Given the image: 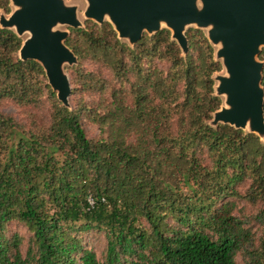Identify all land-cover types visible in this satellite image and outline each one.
<instances>
[{"label":"trees","instance_id":"16d2710c","mask_svg":"<svg viewBox=\"0 0 264 264\" xmlns=\"http://www.w3.org/2000/svg\"><path fill=\"white\" fill-rule=\"evenodd\" d=\"M185 35L186 57L166 29L133 47L107 22L69 29L70 109L37 62L20 61L21 38L0 28V264H238L253 242L235 200L257 210L249 264H264V140L209 125L222 66L202 31ZM13 227L28 234L24 254ZM92 234L101 257L87 247Z\"/></svg>","mask_w":264,"mask_h":264},{"label":"water","instance_id":"95a60500","mask_svg":"<svg viewBox=\"0 0 264 264\" xmlns=\"http://www.w3.org/2000/svg\"><path fill=\"white\" fill-rule=\"evenodd\" d=\"M83 17L97 25L109 22L119 40L130 47L147 34L162 29L171 33L184 57L188 55L186 27L207 30L206 38L218 46L215 60L225 75H216L215 95L224 97L209 125H228L248 130L264 140V90L261 87L264 63L258 60L264 48V0H84ZM11 15L0 14V28L13 30L18 37L28 34L19 50L20 61H35L46 75L58 101L66 108L71 95L64 65L74 66L77 57L65 45L68 31L82 28L78 6L64 0H10ZM108 20V21H106Z\"/></svg>","mask_w":264,"mask_h":264},{"label":"rangeland","instance_id":"374dc122","mask_svg":"<svg viewBox=\"0 0 264 264\" xmlns=\"http://www.w3.org/2000/svg\"><path fill=\"white\" fill-rule=\"evenodd\" d=\"M65 4L70 6V5H76L78 6V18L79 21L82 23V25L84 26V22H87L84 17H83V12L85 10L86 7V3L84 0H64ZM10 10L11 13L14 12L15 7L10 3ZM11 13L9 15H11ZM1 14V13H0ZM5 17H8L9 15L4 14ZM108 21V20H106ZM92 22V21H91ZM109 23V22H107ZM83 28V27H82ZM59 30L62 31H68L69 29L66 26H60L58 27ZM190 29H196V27L194 25L188 26L186 27L185 30V34L187 33V31H189ZM14 32V29L11 30ZM202 31L205 36L207 34V30L203 29L200 30ZM15 33V32H14ZM147 35V34H145ZM144 35V36H145ZM148 36V35H147ZM22 41H25V39L28 38V34H24L21 37ZM124 41L128 44V41L126 40H121ZM129 45V44H128ZM212 46V45H211ZM215 51L218 49V46H212ZM214 58H215V54H214ZM78 60V59H77ZM221 64V61H218ZM78 65V61L77 64L74 66H69L67 64L64 65V72L67 75L69 82H70V88H72L73 86L71 85V74H70V70L73 69L74 67H76ZM222 66V65H221ZM85 67L89 70L94 69L93 66H91L90 64H85ZM216 75L222 76L225 75V70L222 67V71L219 73H216L213 76V80L214 77ZM215 87L217 86V81H215ZM215 87H214V91H215ZM222 100V106H224V97H219ZM75 105V101L72 98V96L69 97V106L70 109L74 108ZM1 111L6 113V114H12L17 120L19 121H23V117L21 115V113L19 112L18 108L15 107L12 103L10 102H4L2 107H1ZM84 124V130L85 133L87 134V136L89 138H93L96 137L98 134V130L96 128V126H94L93 124H88L86 122L83 123ZM245 132L248 133V130H244ZM234 206H235V211H234V215L239 218L243 223H244V227L249 230L248 232V240H252L253 242V246L250 247V245L248 246H244L240 249V251L237 253L236 255V261L238 264H249L250 263V259H251V255L249 254L252 251V248L256 246V243L258 241L259 238V232H258V224H257V220H256V215H257V210L255 209V207L247 204L244 200H235L234 202ZM16 226V225H14ZM147 226V225H145ZM16 230V231H14ZM11 232H14V234L16 233L18 235V237L20 238V243H21V249H22V253H25V246H26V241L28 238V234L26 232V230L24 228L21 227H13ZM85 241L88 242L87 247L90 248L91 250H93L99 257H101L103 255V251H104V240L102 236L99 235H91L85 237Z\"/></svg>","mask_w":264,"mask_h":264},{"label":"built area","instance_id":"2783aa9c","mask_svg":"<svg viewBox=\"0 0 264 264\" xmlns=\"http://www.w3.org/2000/svg\"><path fill=\"white\" fill-rule=\"evenodd\" d=\"M87 202H88V204H89V206H93V199L91 198V197H88V199H87Z\"/></svg>","mask_w":264,"mask_h":264}]
</instances>
